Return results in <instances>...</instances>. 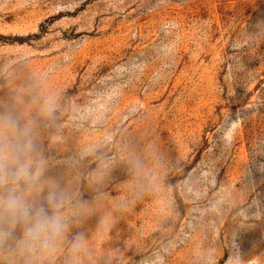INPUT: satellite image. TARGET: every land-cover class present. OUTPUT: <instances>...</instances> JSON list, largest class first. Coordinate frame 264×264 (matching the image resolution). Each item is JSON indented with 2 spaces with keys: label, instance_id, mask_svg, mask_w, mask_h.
Wrapping results in <instances>:
<instances>
[{
  "label": "rangeland",
  "instance_id": "374dc122",
  "mask_svg": "<svg viewBox=\"0 0 264 264\" xmlns=\"http://www.w3.org/2000/svg\"><path fill=\"white\" fill-rule=\"evenodd\" d=\"M9 113L68 198L44 264H264V0H0Z\"/></svg>",
  "mask_w": 264,
  "mask_h": 264
},
{
  "label": "clouds",
  "instance_id": "9594fccd",
  "mask_svg": "<svg viewBox=\"0 0 264 264\" xmlns=\"http://www.w3.org/2000/svg\"><path fill=\"white\" fill-rule=\"evenodd\" d=\"M31 123L21 124L12 114L0 115V244L12 237L26 264L51 262L61 250L69 230V216L63 209L68 198L54 181H42L43 160L35 152ZM48 189L47 208L37 206L33 197ZM85 240L77 236L71 244L73 264L85 248Z\"/></svg>",
  "mask_w": 264,
  "mask_h": 264
}]
</instances>
